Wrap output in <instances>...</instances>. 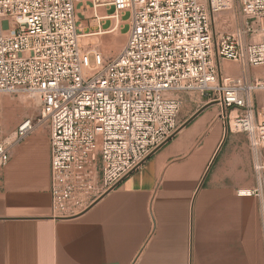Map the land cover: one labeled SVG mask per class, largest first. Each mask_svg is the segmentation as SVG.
<instances>
[{"label": "built area", "instance_id": "2783aa9c", "mask_svg": "<svg viewBox=\"0 0 264 264\" xmlns=\"http://www.w3.org/2000/svg\"><path fill=\"white\" fill-rule=\"evenodd\" d=\"M79 3L97 19L100 7L128 15L115 56L83 48ZM233 10L242 22L217 30L216 17ZM225 61L241 74L225 71ZM256 66H264V0H0V96L27 97L39 110L8 137L0 121V168L14 144L48 123L52 216L78 217L176 135L186 96L197 94L248 135L256 186L240 194L258 198L264 240V105L255 103L264 76L250 74Z\"/></svg>", "mask_w": 264, "mask_h": 264}, {"label": "crops", "instance_id": "0c3cea01", "mask_svg": "<svg viewBox=\"0 0 264 264\" xmlns=\"http://www.w3.org/2000/svg\"><path fill=\"white\" fill-rule=\"evenodd\" d=\"M179 122L70 219L52 216L49 124L14 144L0 168V264H264L258 198L240 194L256 186L248 135L200 96L186 97Z\"/></svg>", "mask_w": 264, "mask_h": 264}, {"label": "rangeland", "instance_id": "374dc122", "mask_svg": "<svg viewBox=\"0 0 264 264\" xmlns=\"http://www.w3.org/2000/svg\"><path fill=\"white\" fill-rule=\"evenodd\" d=\"M77 5V14L81 24L80 43L85 50H99L106 58L115 56L124 46L129 33L128 15H121L120 20L116 23V18L112 16L113 10H106L104 7L98 8V16L103 18L97 19L93 10L89 6ZM112 16V17H111ZM242 18L238 10L222 12L216 17L215 26L217 30L222 29L225 25L232 29L235 25L240 24ZM254 40H259L255 38ZM223 69L228 73L238 75L242 72V66L233 61H225ZM250 74L254 77L264 76V66L250 68ZM198 96L197 94L187 95L186 97ZM3 111L0 115L4 124V135L11 136L18 124L30 116H37L38 107L27 97L1 95ZM260 102L264 105V90L255 94V103Z\"/></svg>", "mask_w": 264, "mask_h": 264}, {"label": "bare ground", "instance_id": "6f19581e", "mask_svg": "<svg viewBox=\"0 0 264 264\" xmlns=\"http://www.w3.org/2000/svg\"><path fill=\"white\" fill-rule=\"evenodd\" d=\"M116 15H117V14L112 15V16L116 17ZM112 16H111V17H112ZM99 17L101 18L102 16L99 15ZM117 18H118V21H119V20H120V14L117 15ZM82 36H84V35H82ZM82 36H81V37H82ZM81 37H80V38H81Z\"/></svg>", "mask_w": 264, "mask_h": 264}]
</instances>
